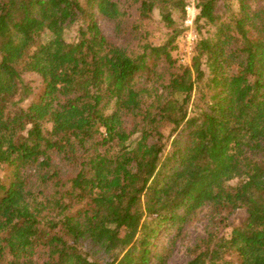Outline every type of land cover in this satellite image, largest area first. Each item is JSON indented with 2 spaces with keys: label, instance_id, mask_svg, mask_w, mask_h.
Here are the masks:
<instances>
[{
  "label": "trees",
  "instance_id": "1",
  "mask_svg": "<svg viewBox=\"0 0 264 264\" xmlns=\"http://www.w3.org/2000/svg\"><path fill=\"white\" fill-rule=\"evenodd\" d=\"M85 1L0 0V264H165L150 262L160 225L207 204L243 209V222L208 233L186 264H264V0H235L240 17L228 0H198L188 66L171 54L186 0ZM135 4L139 22L157 11L166 42L147 41ZM95 7L140 52L101 33ZM159 64L163 99L138 82ZM26 72L43 90L23 107ZM54 154L75 167L65 183Z\"/></svg>",
  "mask_w": 264,
  "mask_h": 264
},
{
  "label": "rangeland",
  "instance_id": "2",
  "mask_svg": "<svg viewBox=\"0 0 264 264\" xmlns=\"http://www.w3.org/2000/svg\"><path fill=\"white\" fill-rule=\"evenodd\" d=\"M80 1L83 5H86L85 0ZM118 2L126 8L127 6L130 7L129 3L131 0H118ZM197 2L198 0H186L184 10L173 11L172 14L174 19L173 28L176 29L177 36L174 41L175 48L171 54L176 63L183 66L191 64L193 50L199 36V29L196 26V17L198 15ZM228 2L232 13L235 14L234 16L240 17L237 2L235 0H228ZM130 13L132 15L131 21L137 24L139 22L137 18L139 17L136 4L130 9ZM93 17L101 33L112 43L134 53L139 51L141 41L139 42L137 39L138 35L129 33L130 30H128V33L119 31L116 22L103 16L96 7L93 9ZM139 23L142 24L140 25V30L148 32L146 38L152 45H160L166 42L172 33L170 28H167L161 21L156 10L153 12L152 19H140ZM76 29L77 26L75 25L68 29L65 33L66 39H74ZM212 31L211 27L203 28L204 35H209ZM159 65L156 68L158 69L157 73L152 74L150 79H147L144 75V77L138 79V82L140 86L144 85L147 88V95L151 93L150 97H153L156 92L162 95L160 97L163 99L164 89L162 86L165 84L164 80L168 74V69L162 64ZM22 76L31 91L28 97L22 101V106L26 107L30 102L37 99L42 92L43 83L38 74L26 72ZM124 121L126 125H129L130 120L128 116H124ZM169 132V126L163 128L165 137L168 136ZM171 139L167 140L163 156H166L170 152ZM53 165L58 170L59 179L64 183L68 177L75 173V167H72L64 159L63 155L54 154ZM6 173V170L0 171V175L3 177L8 176V173ZM28 174L30 175L27 180L29 187L39 191L41 196L49 195L52 189L44 186L40 187L41 184L37 176L33 172H29ZM244 216L245 212L243 209H238L231 215H224L219 213L213 206L207 204L197 209L184 221L163 222L159 227L157 235L151 241L150 262L154 263L157 257H165V264H186L192 258L195 247L208 233L213 232L217 236L224 235L229 237L232 226L241 224ZM231 258H233L232 255L227 256V259Z\"/></svg>",
  "mask_w": 264,
  "mask_h": 264
}]
</instances>
